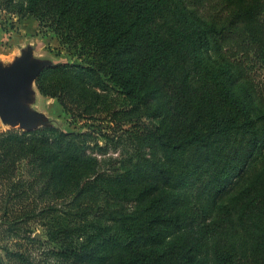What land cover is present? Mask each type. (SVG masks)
Listing matches in <instances>:
<instances>
[{"label":"trees","instance_id":"16d2710c","mask_svg":"<svg viewBox=\"0 0 264 264\" xmlns=\"http://www.w3.org/2000/svg\"><path fill=\"white\" fill-rule=\"evenodd\" d=\"M0 10L75 50L35 85L84 121L0 129V264H264V0Z\"/></svg>","mask_w":264,"mask_h":264},{"label":"rangeland","instance_id":"374dc122","mask_svg":"<svg viewBox=\"0 0 264 264\" xmlns=\"http://www.w3.org/2000/svg\"><path fill=\"white\" fill-rule=\"evenodd\" d=\"M66 61L79 59L75 50L62 44L52 30L41 27L32 16H20L0 10V73L21 67L29 75L22 87L14 90L17 105L14 120L3 121L0 118V129H27L52 124L64 130H73L84 124L83 120L65 113L56 98L41 94L37 88L33 92L28 89L31 80L35 83L36 74L41 68ZM29 226L32 229L29 232L31 236L44 238L43 228L38 223L30 221ZM27 247L30 248L32 256L38 259L37 253L41 252L42 248L34 246L31 242ZM46 248H51V245L47 244ZM43 258L48 260L49 257L45 254Z\"/></svg>","mask_w":264,"mask_h":264},{"label":"water","instance_id":"95a60500","mask_svg":"<svg viewBox=\"0 0 264 264\" xmlns=\"http://www.w3.org/2000/svg\"><path fill=\"white\" fill-rule=\"evenodd\" d=\"M31 76V75H30ZM28 72L21 67L0 73V118L3 121H12L17 113L14 100V90L21 88Z\"/></svg>","mask_w":264,"mask_h":264},{"label":"bare ground","instance_id":"6f19581e","mask_svg":"<svg viewBox=\"0 0 264 264\" xmlns=\"http://www.w3.org/2000/svg\"><path fill=\"white\" fill-rule=\"evenodd\" d=\"M35 88H36L35 83L33 80H31L30 83L28 84V89H29V91L33 92L35 90Z\"/></svg>","mask_w":264,"mask_h":264}]
</instances>
